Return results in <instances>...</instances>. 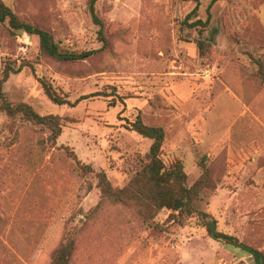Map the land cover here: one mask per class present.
I'll return each mask as SVG.
<instances>
[{"label":"rangeland","instance_id":"374dc122","mask_svg":"<svg viewBox=\"0 0 264 264\" xmlns=\"http://www.w3.org/2000/svg\"><path fill=\"white\" fill-rule=\"evenodd\" d=\"M3 1L65 50L102 46L88 0ZM199 2L191 14L195 0H99L109 49L75 62L42 56L37 35L0 22V78L6 61L36 69L12 74L5 97L62 122L54 141L1 109L0 98V264H50L71 230V264H254L211 238L201 216L182 224L165 209L150 226L133 206L102 200L97 185L102 170L124 185L131 157L148 150L151 142L129 128L142 112L164 127L163 157L183 162L190 185L201 163L210 168L216 189L198 202L206 219L264 250V0ZM198 18H210L203 34L185 25ZM41 77L63 97L87 98L59 105Z\"/></svg>","mask_w":264,"mask_h":264},{"label":"trees","instance_id":"16d2710c","mask_svg":"<svg viewBox=\"0 0 264 264\" xmlns=\"http://www.w3.org/2000/svg\"><path fill=\"white\" fill-rule=\"evenodd\" d=\"M98 1L88 0V9L93 23L98 26V39L102 46L89 51L75 52L63 49L50 30L38 23L21 18L3 0H0V22L5 23L8 21L14 34L24 32L37 35L39 37V51L42 56L65 62L85 60L108 50L110 45L106 34V21L97 9ZM195 1H197V5L191 14H196L199 10L200 2L199 0ZM209 23L210 18L207 20L198 18L191 22L185 21L186 26L201 31V34H203L202 32L208 27ZM207 43L202 38L198 40L202 54L205 52ZM259 66L261 69L260 74L264 80V63L259 61ZM25 67H29L33 72L36 70L32 61L21 64L19 67H17L15 61L5 62L0 78L1 109L12 115L21 114L26 120L48 130L50 137L56 141L62 134V122L59 115H41L31 105L23 102L12 104L3 93L4 83L8 81L12 74L20 72ZM38 80L41 82L46 95L59 105L76 106L81 100L87 98L81 97L72 101L58 93L45 78L41 77ZM120 98L124 100L123 97ZM129 128L137 132L143 139L149 140L151 142L150 146L146 152H137L131 157L132 174L124 185L114 186L104 170L96 173L101 199L133 206L144 222L150 226L154 224L155 217L165 209L171 212V218L180 222L197 214L203 218L204 225L211 238L240 250L253 259L254 264H264V250L241 241L236 236L219 231L216 221L206 219L208 213L198 207L200 195L206 189H216L210 168L205 163H201L203 173L194 184L190 185L183 162L178 159L167 162L163 157L166 131L162 125L147 123L141 112L130 123ZM76 236V230L69 231L64 242L54 252L50 264H71L77 246Z\"/></svg>","mask_w":264,"mask_h":264}]
</instances>
